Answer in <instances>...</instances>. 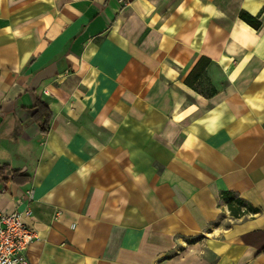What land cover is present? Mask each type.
<instances>
[{
	"label": "crops",
	"instance_id": "obj_1",
	"mask_svg": "<svg viewBox=\"0 0 264 264\" xmlns=\"http://www.w3.org/2000/svg\"><path fill=\"white\" fill-rule=\"evenodd\" d=\"M243 11L264 0H0V209L31 211L32 264H264V20ZM202 56L211 95L186 81Z\"/></svg>",
	"mask_w": 264,
	"mask_h": 264
},
{
	"label": "built area",
	"instance_id": "obj_2",
	"mask_svg": "<svg viewBox=\"0 0 264 264\" xmlns=\"http://www.w3.org/2000/svg\"><path fill=\"white\" fill-rule=\"evenodd\" d=\"M30 214L29 209L14 212L0 209V264H32L27 251L38 236L24 221Z\"/></svg>",
	"mask_w": 264,
	"mask_h": 264
},
{
	"label": "trees",
	"instance_id": "obj_3",
	"mask_svg": "<svg viewBox=\"0 0 264 264\" xmlns=\"http://www.w3.org/2000/svg\"><path fill=\"white\" fill-rule=\"evenodd\" d=\"M241 17L249 24L254 26L255 28L259 29L262 26V21L259 19L258 16H253L249 14L246 11H243L241 13ZM211 60L205 56H202L193 70L189 73V75L186 78V81L188 84L192 87H194L196 90L204 93L205 95H211L213 94L216 90L211 87L210 89H203L200 88L197 85V82L199 81H206V83H209V79L205 76V68L210 64ZM209 86V84H208ZM34 113L33 117L34 119L41 125V131L42 133L46 134L47 130L49 128L50 120L52 118V111L49 109L48 105L44 101L37 100L34 105H33ZM5 169V166L3 167V170ZM2 170H0L1 173ZM17 173H15L12 177V180H17L16 177ZM29 179V177H27ZM237 205L234 206L232 203H230V208L231 211L236 214L241 211V206L243 204V200L237 199ZM264 251V248L262 249Z\"/></svg>",
	"mask_w": 264,
	"mask_h": 264
},
{
	"label": "rangeland",
	"instance_id": "obj_4",
	"mask_svg": "<svg viewBox=\"0 0 264 264\" xmlns=\"http://www.w3.org/2000/svg\"><path fill=\"white\" fill-rule=\"evenodd\" d=\"M259 17V16H258ZM264 17V16H263ZM264 20V19H263ZM263 20H262V24H263ZM205 76H206V73H205ZM207 77V76H206ZM209 84V86H208ZM197 85L200 87V88H203V89H207L209 90L210 89V80H209V83L206 81L204 82L203 80L202 81H199L197 82ZM244 206V205H243Z\"/></svg>",
	"mask_w": 264,
	"mask_h": 264
}]
</instances>
